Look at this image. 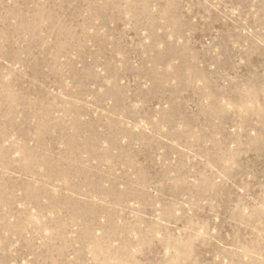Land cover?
<instances>
[{"label":"rangeland","instance_id":"rangeland-1","mask_svg":"<svg viewBox=\"0 0 264 264\" xmlns=\"http://www.w3.org/2000/svg\"><path fill=\"white\" fill-rule=\"evenodd\" d=\"M0 264H264V0H0Z\"/></svg>","mask_w":264,"mask_h":264}]
</instances>
